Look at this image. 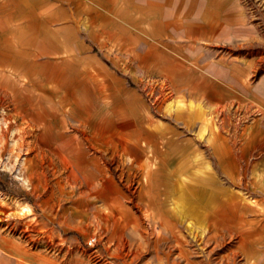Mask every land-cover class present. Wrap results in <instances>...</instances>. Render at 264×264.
Returning a JSON list of instances; mask_svg holds the SVG:
<instances>
[{"label": "rangeland", "instance_id": "rangeland-1", "mask_svg": "<svg viewBox=\"0 0 264 264\" xmlns=\"http://www.w3.org/2000/svg\"><path fill=\"white\" fill-rule=\"evenodd\" d=\"M123 1L0 0V264H264V0L198 42Z\"/></svg>", "mask_w": 264, "mask_h": 264}, {"label": "crops", "instance_id": "crops-1", "mask_svg": "<svg viewBox=\"0 0 264 264\" xmlns=\"http://www.w3.org/2000/svg\"><path fill=\"white\" fill-rule=\"evenodd\" d=\"M151 2L156 3L158 13L164 14L160 24L164 30L170 29L174 34L190 36L195 42L200 39H215L224 28L225 35L228 36L230 31L241 29L245 19V11L239 0H124L123 5L136 6L139 7L136 11L146 12ZM166 188L174 193L175 204H181L184 198L181 184ZM197 196L195 193L196 198ZM173 211L178 212V208L174 207ZM212 213L218 214V211L212 208ZM216 214L214 215L217 217ZM212 220V235L216 236L224 227L232 229L229 226L230 219L227 223L224 218ZM259 261L260 257H256L252 264H259Z\"/></svg>", "mask_w": 264, "mask_h": 264}]
</instances>
